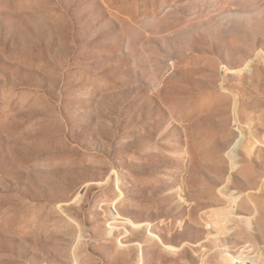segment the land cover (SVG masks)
I'll return each mask as SVG.
<instances>
[{
  "label": "rangeland",
  "instance_id": "1",
  "mask_svg": "<svg viewBox=\"0 0 264 264\" xmlns=\"http://www.w3.org/2000/svg\"><path fill=\"white\" fill-rule=\"evenodd\" d=\"M0 264H264V0H0Z\"/></svg>",
  "mask_w": 264,
  "mask_h": 264
}]
</instances>
